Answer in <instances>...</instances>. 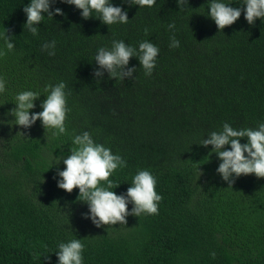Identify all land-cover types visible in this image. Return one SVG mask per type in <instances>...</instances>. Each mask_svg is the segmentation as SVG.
Wrapping results in <instances>:
<instances>
[{
    "label": "trees",
    "instance_id": "16d2710c",
    "mask_svg": "<svg viewBox=\"0 0 264 264\" xmlns=\"http://www.w3.org/2000/svg\"><path fill=\"white\" fill-rule=\"evenodd\" d=\"M29 2L0 0V36L7 33L16 46L0 56V264H56L58 243L74 237L83 239L84 264H264V178L241 176L229 185L216 172L211 146L200 145L225 122H264V23L249 25L242 13L220 31L206 16L209 0H188L181 9L177 0L151 8L112 0L129 22L107 26L57 0L52 9L64 15L46 17L34 37L24 26ZM225 2L241 7V0ZM173 34L178 48L169 47ZM51 40L54 56L41 48ZM113 40L157 45L152 75L132 58L135 79L107 72L95 78L96 50ZM60 81L68 93L66 134L53 137L40 121L23 129L5 115L25 90L41 94L32 110L41 111L45 87ZM83 131L126 160L110 177L121 184L117 194L138 170L152 172L162 196L158 214L101 228L84 218L88 207L78 189L57 187L62 161L51 169Z\"/></svg>",
    "mask_w": 264,
    "mask_h": 264
},
{
    "label": "clouds",
    "instance_id": "9594fccd",
    "mask_svg": "<svg viewBox=\"0 0 264 264\" xmlns=\"http://www.w3.org/2000/svg\"><path fill=\"white\" fill-rule=\"evenodd\" d=\"M57 0H30L23 8L26 15V23L32 36H39L38 24L54 15H64L62 9H52ZM74 6L80 10L82 19H99L102 24L111 26L115 24H127L128 12L121 6L113 4L112 0H59ZM139 8H151L157 4V0H125ZM181 9L188 5V0H177ZM207 17L214 21L221 31L227 26L233 25L239 20L242 13L249 25H254L256 20L264 23V0H241V7H233L232 3L225 0H209ZM94 13L96 15H94ZM176 28L175 23L168 24L169 30ZM149 31L144 29L145 34ZM9 36H0V56L15 49ZM170 48L180 47V41L175 34L170 36ZM41 48L49 56L56 54V41H45ZM160 49L149 40H142L138 46L126 44L124 40H113L111 47H99L96 50L94 63L95 78H102L107 72L110 78L135 79V66H129L132 58L139 61L146 76H151L156 68L157 57ZM67 85L60 81L55 85L45 87L46 97L40 104L41 111H32L36 107V101L41 94L32 90L18 92L15 95V105L6 116L13 117L15 125L30 129L37 121H40L46 133L51 130L53 137L66 134ZM5 83L0 79V93L4 92ZM5 120L0 119V124ZM23 134V133H22ZM24 136V134H23ZM241 140H246L241 143ZM73 147L70 154L56 157L52 161L51 169L63 163L64 168L57 170L56 184L61 190L72 193L78 189V200L84 202L88 211L84 218L101 228L104 225L126 224L128 216L140 217L143 215L158 214V205L162 196L156 191L157 179L150 170L140 169L132 177L126 193L117 194L121 184H116L110 177L118 169L127 167L126 160L119 154L101 143L94 141L92 134L83 131L73 134L71 137ZM200 145L207 148L211 146L212 153L216 154L220 163L216 169L222 180L231 185L234 178L255 175L264 178V122H258L256 127L234 128L225 122L219 130L209 132ZM228 146V147H226ZM201 173V172H200ZM131 205V210H129ZM83 239L74 237L66 242L58 243V250L54 252L57 257L56 264H84ZM214 257L215 253H211Z\"/></svg>",
    "mask_w": 264,
    "mask_h": 264
}]
</instances>
